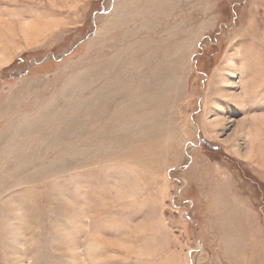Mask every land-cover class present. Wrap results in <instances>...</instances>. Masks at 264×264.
I'll return each mask as SVG.
<instances>
[{
	"label": "rangeland",
	"instance_id": "obj_1",
	"mask_svg": "<svg viewBox=\"0 0 264 264\" xmlns=\"http://www.w3.org/2000/svg\"><path fill=\"white\" fill-rule=\"evenodd\" d=\"M0 264H264V0H0Z\"/></svg>",
	"mask_w": 264,
	"mask_h": 264
}]
</instances>
